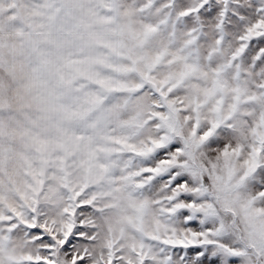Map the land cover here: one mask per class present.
I'll use <instances>...</instances> for the list:
<instances>
[{"label": "snow or ice", "instance_id": "snow-or-ice-1", "mask_svg": "<svg viewBox=\"0 0 264 264\" xmlns=\"http://www.w3.org/2000/svg\"><path fill=\"white\" fill-rule=\"evenodd\" d=\"M0 264H264V0H0Z\"/></svg>", "mask_w": 264, "mask_h": 264}]
</instances>
